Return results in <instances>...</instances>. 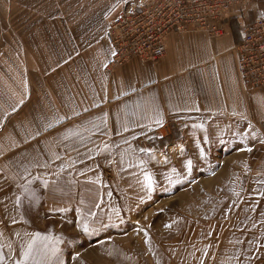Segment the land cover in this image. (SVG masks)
I'll use <instances>...</instances> for the list:
<instances>
[{"label":"crops","instance_id":"1","mask_svg":"<svg viewBox=\"0 0 264 264\" xmlns=\"http://www.w3.org/2000/svg\"><path fill=\"white\" fill-rule=\"evenodd\" d=\"M129 1L0 0V248H12L11 236L33 235L19 224L20 189L33 182L39 154L73 165L107 155L98 153L101 139L178 118L264 136V88L243 86L235 19L215 39L194 31L167 35L166 54L155 64L133 60L106 71L112 50L105 30ZM236 11L247 23L264 20V0ZM99 12H108L103 26ZM257 171L263 180L247 188L264 189V161ZM245 233L263 238L264 224ZM232 249L230 264H264V248Z\"/></svg>","mask_w":264,"mask_h":264},{"label":"rangeland","instance_id":"2","mask_svg":"<svg viewBox=\"0 0 264 264\" xmlns=\"http://www.w3.org/2000/svg\"><path fill=\"white\" fill-rule=\"evenodd\" d=\"M251 1L234 0L224 17L227 26L236 20L238 38L239 23L246 22L234 12ZM107 13L99 12L98 25ZM147 27L151 32L152 24ZM169 34L175 32L165 37ZM116 68L108 64L105 70ZM262 149L264 136L256 129L192 126L189 118H178L114 140L101 139L98 153L107 155L76 158L73 165H64L63 157L39 154L33 182L20 189L19 224L33 235L9 237L12 248H0L5 264L23 260L36 234L48 238L36 240L35 247L49 249L34 257L40 264H230L233 247L264 248V237L245 233L258 220L264 224V203L257 204L252 195L264 198V189L246 185L263 180L257 171L264 161ZM146 175L152 178L151 187ZM9 228L10 233L15 230L12 224Z\"/></svg>","mask_w":264,"mask_h":264},{"label":"built area","instance_id":"3","mask_svg":"<svg viewBox=\"0 0 264 264\" xmlns=\"http://www.w3.org/2000/svg\"><path fill=\"white\" fill-rule=\"evenodd\" d=\"M207 2V0H138L127 3L110 22L105 33L112 50L109 67L116 68L132 59L142 63H157L166 54L164 37L170 32L181 34L200 30L213 39L221 36L226 26L224 17L232 10L234 0H218L214 2L215 4ZM183 4L184 6H181ZM174 5L178 10L174 9ZM193 9L201 12L197 11L198 13L193 15ZM170 12L174 14L171 16ZM190 13L194 17H189ZM163 20L169 23L164 24ZM148 24H152L151 32H147ZM239 26L242 40L237 45L238 71L243 86L248 90L262 89L264 20L239 23Z\"/></svg>","mask_w":264,"mask_h":264},{"label":"snow or ice","instance_id":"4","mask_svg":"<svg viewBox=\"0 0 264 264\" xmlns=\"http://www.w3.org/2000/svg\"><path fill=\"white\" fill-rule=\"evenodd\" d=\"M158 124L161 123V121H156ZM248 151H251V149H247ZM188 166L190 168L191 166V161L188 162ZM146 180L148 182V185L149 187H151V181H152V178L150 175H146ZM82 229L85 233H87L89 231V226L87 223H84L82 225ZM37 239H43V240H47L48 238L47 237H40L39 234H36V238L33 239L30 243H28L24 253H23V260H20L17 262V264H29V261H34V257L35 256H39V255H47L48 254V247L47 245L43 246L42 248H37L35 247L36 245V240ZM51 252L54 253L55 252V249H51ZM0 264H5V256L3 255L2 252H0ZM34 264H40V262H35L34 261Z\"/></svg>","mask_w":264,"mask_h":264}]
</instances>
